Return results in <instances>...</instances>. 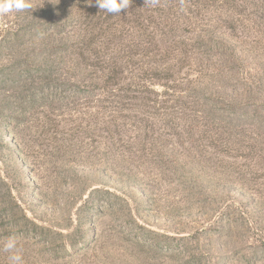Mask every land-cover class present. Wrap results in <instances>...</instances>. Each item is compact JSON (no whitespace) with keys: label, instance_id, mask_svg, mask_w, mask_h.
I'll list each match as a JSON object with an SVG mask.
<instances>
[{"label":"rangeland","instance_id":"rangeland-1","mask_svg":"<svg viewBox=\"0 0 264 264\" xmlns=\"http://www.w3.org/2000/svg\"><path fill=\"white\" fill-rule=\"evenodd\" d=\"M31 3L0 21V264L13 233L25 264H264V0Z\"/></svg>","mask_w":264,"mask_h":264},{"label":"clouds","instance_id":"clouds-1","mask_svg":"<svg viewBox=\"0 0 264 264\" xmlns=\"http://www.w3.org/2000/svg\"><path fill=\"white\" fill-rule=\"evenodd\" d=\"M96 6L101 11L109 14H120L128 10L132 5V0H95ZM147 7L156 8L161 6L162 0H144ZM181 10L186 11V0H180ZM31 0H0V21L11 13L30 12L33 10ZM22 238L13 233L4 238L3 251L8 253L10 264H25L23 259V248L20 245Z\"/></svg>","mask_w":264,"mask_h":264},{"label":"trees","instance_id":"trees-1","mask_svg":"<svg viewBox=\"0 0 264 264\" xmlns=\"http://www.w3.org/2000/svg\"><path fill=\"white\" fill-rule=\"evenodd\" d=\"M141 6H144V0H132V9L133 10H137L138 8H140ZM163 26L161 25H155V28L158 29L159 32H161L162 30L159 29ZM140 35L139 37H141L140 41H138L137 43H135L134 47L137 49V51H139L138 56L142 57L143 59L152 60L154 59L158 53L159 50L162 46L165 47L166 42H162V41H157L155 40V34H149L148 33V28L147 27H140ZM159 37V36H158ZM178 50V49H177ZM102 61L103 63H105V61L103 59L99 60ZM142 60H139L137 62L134 63H128L127 66L128 67H137L140 70L135 71V73H133L134 71L130 72L132 73L131 78H128V81H130V85L128 86L130 87H139L140 85L141 87L145 86L144 81L146 82V80H143L142 78L145 75V72L150 71V67L149 64L150 63H155L154 61H150V63H147L146 67H143L144 63L142 62ZM101 62V64H102ZM141 66V67H139ZM148 66V67H147ZM118 67L117 63L115 61H112L111 65H109V63L107 62L106 65H100V69L103 71L105 69H107V71L110 73V75H108L104 81L105 85H116L119 81V75L122 74V72H116V68ZM125 68V67H123ZM147 68V69H144ZM139 74V75H138ZM125 80V78H124ZM136 80H138V82H135Z\"/></svg>","mask_w":264,"mask_h":264}]
</instances>
